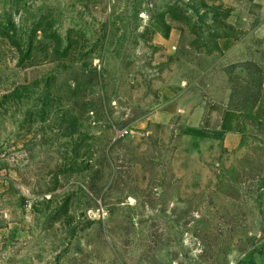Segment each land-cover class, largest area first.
Wrapping results in <instances>:
<instances>
[{"label":"rangeland","instance_id":"rangeland-1","mask_svg":"<svg viewBox=\"0 0 264 264\" xmlns=\"http://www.w3.org/2000/svg\"><path fill=\"white\" fill-rule=\"evenodd\" d=\"M258 8L0 0V264H264ZM225 99L231 150L192 116Z\"/></svg>","mask_w":264,"mask_h":264},{"label":"crops","instance_id":"crops-1","mask_svg":"<svg viewBox=\"0 0 264 264\" xmlns=\"http://www.w3.org/2000/svg\"><path fill=\"white\" fill-rule=\"evenodd\" d=\"M259 10V38L261 49L264 50V0H255ZM221 50L228 56H233L239 46H235L230 39H223L220 43ZM192 116L201 124L205 135L219 139L222 144L233 149L242 142L246 130L244 113L240 110L228 108V100L212 102L196 106L193 109ZM248 119L256 124H264V68L262 80L258 92V99L255 106L251 109ZM5 232H1V234Z\"/></svg>","mask_w":264,"mask_h":264},{"label":"trees","instance_id":"trees-1","mask_svg":"<svg viewBox=\"0 0 264 264\" xmlns=\"http://www.w3.org/2000/svg\"><path fill=\"white\" fill-rule=\"evenodd\" d=\"M257 99H258V96H257V98H256V101H257ZM256 101L254 102L252 108L255 106ZM252 108H251V109H252ZM236 110H237V109H236Z\"/></svg>","mask_w":264,"mask_h":264},{"label":"built area","instance_id":"built-area-1","mask_svg":"<svg viewBox=\"0 0 264 264\" xmlns=\"http://www.w3.org/2000/svg\"><path fill=\"white\" fill-rule=\"evenodd\" d=\"M121 135H122V133H121Z\"/></svg>","mask_w":264,"mask_h":264}]
</instances>
